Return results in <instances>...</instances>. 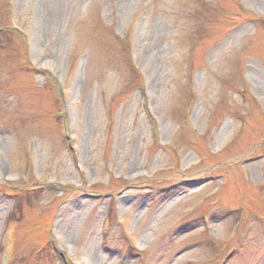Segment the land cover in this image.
Instances as JSON below:
<instances>
[{"label":"rangeland","instance_id":"obj_1","mask_svg":"<svg viewBox=\"0 0 264 264\" xmlns=\"http://www.w3.org/2000/svg\"><path fill=\"white\" fill-rule=\"evenodd\" d=\"M0 264H264V0H0Z\"/></svg>","mask_w":264,"mask_h":264},{"label":"bare ground","instance_id":"obj_2","mask_svg":"<svg viewBox=\"0 0 264 264\" xmlns=\"http://www.w3.org/2000/svg\"><path fill=\"white\" fill-rule=\"evenodd\" d=\"M43 22H45V21L43 20Z\"/></svg>","mask_w":264,"mask_h":264}]
</instances>
